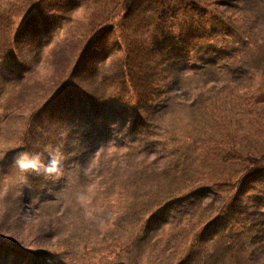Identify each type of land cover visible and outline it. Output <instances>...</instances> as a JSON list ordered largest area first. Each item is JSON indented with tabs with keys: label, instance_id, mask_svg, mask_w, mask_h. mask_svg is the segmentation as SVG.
Here are the masks:
<instances>
[{
	"label": "trees",
	"instance_id": "1",
	"mask_svg": "<svg viewBox=\"0 0 264 264\" xmlns=\"http://www.w3.org/2000/svg\"><path fill=\"white\" fill-rule=\"evenodd\" d=\"M99 1L96 0L94 3V0H90V3L97 4ZM107 1L108 4L93 13V16L102 19L99 22L100 26L101 23L106 25L95 31L92 30L93 26L90 27V32L93 31L94 35L73 67L72 78H76L77 84L72 80L64 82L63 88L34 114L46 117L42 134L35 136L47 137V142L34 146L30 127L34 125L39 128L40 123L31 118L28 121L25 144L21 146V150L30 154H40L42 147L46 151L45 155L50 157L49 153L56 152L59 148L66 150L68 145L75 152L72 158L77 156L86 158L88 154L95 153L96 149H101L113 141L123 145L128 143L120 138L113 139L117 132L125 131L129 139H132L129 145H136L147 151L160 140H164V143L169 140L176 142L171 124H175L176 115L181 112L179 117L183 114L187 125L181 129L178 136L182 145L174 148L177 157L184 156V162H181L182 170L190 175H198L203 183H211L213 189L226 195L221 208L214 212L204 211L206 219L200 223L199 232L192 239L195 257L189 255L182 259L173 258L174 253L166 248L167 257L164 260L162 254H157L159 248L156 250V244L152 243L156 237L148 235L169 225L173 214L171 206L173 202L185 196H195L196 191L189 190L187 194L174 195L163 201L153 198L150 206L148 203L151 201L153 190L145 183L146 178L142 181L129 180L126 183L129 184L128 188L126 184L116 187L112 195L106 189H98L92 191L86 207L96 212L97 217L105 213L99 221L95 220L94 224L108 227V205L115 202V197L119 202L130 201L129 216L123 213L119 219L120 224L114 227H120L127 239H135L140 253H144L142 249L147 250L145 253L148 254L147 264H187L192 258L203 259L205 256L209 259L212 255L215 256L217 252L209 244V238L208 244L205 242L214 228L228 231L227 237H230L222 248H217L222 253L229 251L230 255L244 254L250 248L259 246L264 249V245L254 242L255 239L264 237V151H253L240 140L243 136L245 141V134L248 138L254 136L250 135L252 132L241 131L240 124L245 121L258 126L255 135L261 130L256 120L246 117L262 110L264 91L260 86L254 89L236 85L222 89L217 94L222 96L216 97L206 93V88H203V92H198L196 97L189 99V104L182 103L176 92L179 87L187 88L190 74L193 73L189 69L197 59L195 55L203 59L205 53H212L218 37L224 41L228 36H236L225 29L226 23L229 22L225 20V13L235 10L231 14V17H235L233 23L239 22L237 17L243 18L241 31H251L245 23L249 22V13L253 15L256 13L245 10L242 6L248 7V3L253 0ZM237 2H241L238 9L235 7ZM59 5L52 7L61 9L62 6ZM33 16L36 28L49 39L46 33L49 21H57L58 18L54 14H48L43 2H39ZM30 21L29 19L26 23ZM108 36L114 38V42L106 51L104 42ZM244 43L259 46L247 38H244L242 44ZM232 45L234 54L241 52L238 50L241 45L239 40L234 41ZM221 50L226 51V48L221 47ZM7 53L11 61L9 67L12 68V75H17L16 78L20 80V74L25 68L24 62L16 55L14 49ZM114 53L122 54L123 57L118 62L120 69L113 77L117 88L109 95V92L104 91L102 72L105 69L103 65ZM246 54L245 52L244 55ZM259 56L260 60H264L262 54ZM206 64L217 65L212 59H208ZM238 67V71L242 72V64ZM255 68L259 69V64H256ZM94 79L98 80L99 89L90 92L88 81L94 82ZM246 82L249 81H242ZM68 85L71 88H68ZM190 90L194 92L193 86ZM231 90L237 91L236 97L228 95ZM92 94L99 98L106 112H96L100 111L98 108L100 105L93 102L95 100ZM109 108L112 110L109 111ZM114 109L118 110V114ZM233 122L235 125L231 127L229 124ZM57 142L59 147H56ZM64 154L69 153L64 151ZM61 159L62 171L56 174L55 178L61 175L68 183L70 171L66 164L71 160L64 162L65 158ZM173 165L172 163L164 168L158 174L159 179L167 176L171 168L173 172L178 173L179 170L177 172ZM2 168L0 164V170ZM37 174L33 172L29 182L39 189L41 187L35 181L39 179ZM173 180L176 181L177 178ZM76 197L79 196L75 195ZM160 207L162 208L160 211H155V208ZM76 219L77 215L73 214L70 226L73 222V226L80 225ZM75 237V234L71 236ZM115 239L116 243L113 246L115 248L106 252H97V247L104 242L97 245L86 243L82 249L78 248V242H70L69 246L75 255V259L71 256L70 259L75 264H94V258L100 254L102 264H121L115 261L123 255L119 252L125 253L132 245L124 243L120 236ZM24 253V264H64L60 254L57 256L54 253L53 256L38 254L35 258L29 259L28 254ZM21 254L22 251L8 248L0 241V264H21ZM136 257L139 264H142V256Z\"/></svg>",
	"mask_w": 264,
	"mask_h": 264
},
{
	"label": "rangeland",
	"instance_id": "2",
	"mask_svg": "<svg viewBox=\"0 0 264 264\" xmlns=\"http://www.w3.org/2000/svg\"><path fill=\"white\" fill-rule=\"evenodd\" d=\"M58 1L0 0V155H3V159L0 160L3 166L0 170V241L8 248L22 251L21 264H24V252L28 254L29 259L35 258L38 254H51L50 256H53L52 253L55 256L60 254L64 264H75L70 259V256L75 259L69 246L70 242H78L79 249H82L86 243L97 245L99 242H104L97 247V252H106L108 249L115 248L113 247L116 243L115 238L120 236L124 243L132 247L125 253L119 252L123 255L115 261L121 264H139L136 256H142V264H147L148 254H145L147 250L142 249L144 253H140L136 240L127 239L120 227H114L120 224L119 219L123 213L129 216L130 201L119 202L115 197V202L107 204L109 206L107 228L94 224L95 220L99 221L102 218L104 212L97 217L96 212L86 209L92 191L106 189L112 195L116 187L124 186L129 180L142 181L146 178L145 183L153 190L151 201L148 203L150 206L153 198L163 201L174 195L187 194L189 190L197 192L195 196H185L173 202L171 204L173 214H171L169 225L163 230L148 235L156 237L152 243L156 244V250L159 248L157 254H162L164 260L167 257L166 248L174 253L173 258L182 259L189 255L195 257L193 256L195 252L192 239L199 232L200 223L206 219L204 211L214 212L221 208L226 195L213 189L211 183H203L198 175H190L182 170L181 162H184V156L177 157V151L174 148V146L182 145L178 136L181 129L187 125L184 115L179 117L181 112L176 115V122L173 120L175 124H171L173 138L176 142L169 140L164 143V140H160L161 142H155L153 147L144 151L136 145H129L132 139H129L123 131L117 132L113 139L120 138L128 143L123 145L113 141L101 149H96L95 153H87L86 158L78 156L72 158L75 152L68 145H66V150L59 148L56 152L49 153L50 156H55L61 161L57 174L62 171L61 158H65L64 162L71 160L66 164L70 171L68 183L61 175L56 178L55 176L46 177L41 169L37 174L39 179L35 180L41 187L38 189L29 182V177L33 176V172L27 174L25 181L24 173L15 167L14 160L23 152L21 146L25 144L29 119L33 118L36 123H40L39 128L34 125L30 127L34 146L46 143L47 137L35 136L42 134L46 117L34 115L35 112L63 88L64 82L72 80L77 84L76 78H72L75 62L89 46L90 39L94 35L92 32L106 25L101 23L100 26L99 22L102 19L93 16V13L108 4L107 0H100L97 4L90 3V0L83 2L81 0H60V3ZM39 2L44 3L48 14H54L58 18L57 21H49L50 25L46 29L49 39L42 35L41 30L34 25L33 15ZM55 5L62 7L54 9L52 6ZM238 5H241V2L235 3L237 9ZM242 8L256 13L255 15L249 13V22L245 23L251 31H241L240 27L244 24L243 18L237 17L239 22L233 23L232 20L235 17H231V14L235 10L225 13V20L229 21L225 29L229 33H235L236 36H228L224 41L218 37V41H213L212 53H205L203 59L195 55L197 59L189 69L193 73L190 74L187 88L179 87L176 90L182 103L189 104V99L203 92V88H206V93L216 97L222 96H217L222 89L236 85L254 89L260 86L264 91V60L259 59L260 54L264 56V0H253L248 3V7L244 5ZM29 19L31 21L26 23ZM91 26H93L92 32H90ZM244 38L255 41L254 44L259 46L242 44ZM237 40L241 43L238 47L241 52L234 54L232 44ZM113 42L114 38L108 36L104 42V49L107 51ZM221 47L226 48V51L221 50ZM10 49H14L16 55L24 62L25 68L20 74V80L16 78L17 75H12V68L9 67L11 61L7 52ZM245 52L246 55H244ZM122 57V54L114 53L103 65L105 66L102 72L104 91L109 92V95L117 88L113 77L114 73L120 69L118 62ZM208 59H212V62L217 65H207ZM239 64H242V72L238 71ZM256 64H259V69L255 68ZM244 80L249 82L242 83ZM88 82L90 92L99 89L97 79H94V82L91 80ZM192 86L194 92L190 90ZM67 87L71 88L70 85ZM92 95L95 100L93 102L100 105L98 106L100 111L96 112H106L99 98ZM228 95L236 97L237 91L231 90ZM261 109L246 117L258 122L261 130L257 135H255L257 125L249 124L247 121L240 124L242 132H252L250 135H254L248 138V135L244 133L245 141L243 136L240 140L256 152L264 151V106ZM111 110L109 108V111ZM115 111L118 114V110ZM229 125L233 127L235 122ZM56 147H59L58 142ZM40 150L41 158L47 163L50 157L45 155L46 151L42 147ZM64 151L69 154L65 155ZM172 163L173 168H177L179 172L175 173L171 168L167 176L162 180L159 179L158 174ZM173 178L177 180L174 181ZM76 185L79 186L76 187ZM126 185L128 188L129 184ZM106 187L113 188L107 189ZM75 195L79 197L75 198ZM161 209V207L155 208V211ZM73 214L77 215L76 221L80 225L73 226V222L70 226ZM211 231V235L206 237L205 242L208 244L209 238V244L217 254L209 259L205 256L203 259L192 258L187 264H264L262 247L250 248L244 254L230 255L229 251L222 253L217 248H222L226 240L229 241L228 231H219L216 228ZM74 234L76 237L71 238ZM254 242L264 245V237L259 240L255 239ZM99 256L100 254L94 258V264H102Z\"/></svg>",
	"mask_w": 264,
	"mask_h": 264
},
{
	"label": "clouds",
	"instance_id": "3",
	"mask_svg": "<svg viewBox=\"0 0 264 264\" xmlns=\"http://www.w3.org/2000/svg\"><path fill=\"white\" fill-rule=\"evenodd\" d=\"M2 159L3 155H0V160ZM60 163L61 161L55 156H50L48 162L45 163L39 153L30 154L28 152H21L14 160L15 167L24 173L25 181L29 172L40 173L41 169L46 177H54L59 171Z\"/></svg>",
	"mask_w": 264,
	"mask_h": 264
}]
</instances>
